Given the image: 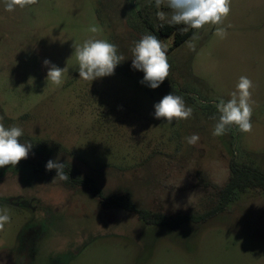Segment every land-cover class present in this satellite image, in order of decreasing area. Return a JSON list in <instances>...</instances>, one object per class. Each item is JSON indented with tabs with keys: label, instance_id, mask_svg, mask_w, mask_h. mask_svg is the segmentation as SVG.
<instances>
[{
	"label": "rangeland",
	"instance_id": "1",
	"mask_svg": "<svg viewBox=\"0 0 264 264\" xmlns=\"http://www.w3.org/2000/svg\"><path fill=\"white\" fill-rule=\"evenodd\" d=\"M161 11L170 10L154 0H38L8 12L0 0V123L32 143L27 159L0 168V213L10 216L0 264H264V193L236 192L226 211L173 230L104 208L85 184L153 213L200 215L219 203L232 159L264 172V0H231L222 25H205L171 52L175 35L158 37L146 24L167 23ZM149 33L170 64L156 89L132 68L134 42ZM90 38L126 58L92 82L79 77L74 53ZM44 60L66 67L61 86L47 81ZM241 76L254 84L253 129L214 137L215 105ZM169 93L183 97L191 118H154ZM194 133L200 139L189 145ZM49 160L65 164L67 181L35 170Z\"/></svg>",
	"mask_w": 264,
	"mask_h": 264
},
{
	"label": "clouds",
	"instance_id": "2",
	"mask_svg": "<svg viewBox=\"0 0 264 264\" xmlns=\"http://www.w3.org/2000/svg\"><path fill=\"white\" fill-rule=\"evenodd\" d=\"M155 6L159 9L162 6L169 9V12H158L157 17L172 25H185L194 30H200L205 25H222L231 11V0H154ZM5 10L14 11L17 7L35 5L38 0H3ZM228 27H231L229 25ZM89 31L96 33L99 29L91 26ZM215 34L221 39L227 37L228 32L224 27H217ZM197 36L194 33L193 39ZM194 51L195 46L189 44ZM75 57L78 61L79 77L85 81H93L98 78L111 76L115 68L126 58L118 52V46L102 39H87L80 45L74 46ZM132 51V68L144 73L141 84H145L152 89L158 88L169 76L170 64L166 54V46L153 34H145L138 41L134 42ZM44 65L48 67L47 81L59 87L63 84L65 68H60L52 64L49 60H44ZM253 81L241 76L236 84L231 98L227 101L220 99L215 106L218 116L213 115L210 119L215 121L212 135L220 137L226 135L233 126L242 133H250L253 129L252 99ZM154 118L164 119L171 124L174 120H187L192 117L193 109L186 106L183 97L169 93L154 105ZM23 129L12 125L5 127L0 123V168L5 166L16 167L22 160L27 159L32 149L31 142H21ZM200 137L194 133L185 137L189 145L198 143ZM65 164L59 161L49 160L46 170H56L54 179L67 181L68 174L64 172ZM10 216L4 212L0 213V231L4 230Z\"/></svg>",
	"mask_w": 264,
	"mask_h": 264
},
{
	"label": "trees",
	"instance_id": "3",
	"mask_svg": "<svg viewBox=\"0 0 264 264\" xmlns=\"http://www.w3.org/2000/svg\"><path fill=\"white\" fill-rule=\"evenodd\" d=\"M149 30L156 33V36L168 37L175 35L172 47L168 50L171 52L190 36L196 30L186 28L185 25H172L169 23L161 24L155 27L152 23L146 22ZM36 171H41L50 175L56 174L55 171L46 170L41 165L34 166ZM66 170V169H64ZM66 172L70 173L69 170ZM229 178L227 183L218 190L219 203L209 212L205 214H178L175 216H167L161 213H153L148 210L139 209L130 199L128 194H116L113 196H105L102 191L95 185L93 180L89 179L85 184L89 187L90 192L98 199L100 204L108 210H121L128 213H133L146 224L153 226H166L173 230H177L186 222H204L207 218L217 215L227 210L231 200L236 192L245 193L247 191H257L264 193V172L253 165L246 163H238L235 159L229 162ZM70 175V174H69Z\"/></svg>",
	"mask_w": 264,
	"mask_h": 264
}]
</instances>
